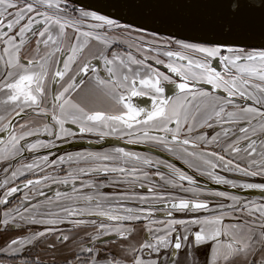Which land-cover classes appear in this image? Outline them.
<instances>
[{"label":"snow or ice","instance_id":"snow-or-ice-1","mask_svg":"<svg viewBox=\"0 0 264 264\" xmlns=\"http://www.w3.org/2000/svg\"><path fill=\"white\" fill-rule=\"evenodd\" d=\"M210 3V13L177 21L203 33L202 42L189 43L156 33L144 39L142 27L73 0H0V163L6 165L0 204L23 192L3 211L0 228L29 232L0 247V264H264V200L206 191L174 163L120 146L20 163L26 153H52L77 136L97 137L88 142L98 144L113 138L165 152L215 184L264 193V182L220 174L264 181V0H241L229 14L225 0ZM33 42L29 55L25 48ZM165 85L175 86L173 96L166 97ZM134 98H148L150 110ZM201 129L218 130L209 137ZM62 165L69 166L65 175L45 167ZM154 167L161 187L189 195L159 191L150 179ZM37 169L42 177L10 186L39 175ZM53 184L70 191L49 198L44 188ZM120 185L127 191H101ZM37 197L45 199L33 202ZM157 212L165 219L154 218ZM141 221L146 231L138 241ZM37 225L42 229L32 231Z\"/></svg>","mask_w":264,"mask_h":264},{"label":"water","instance_id":"water-1","mask_svg":"<svg viewBox=\"0 0 264 264\" xmlns=\"http://www.w3.org/2000/svg\"><path fill=\"white\" fill-rule=\"evenodd\" d=\"M73 2L79 6L85 7L87 10H97L100 14L109 15L111 18L119 19L121 23H131L133 26H140L143 30L151 33L171 36L177 39H185L196 43L202 42L203 33L195 28L186 27L177 23V21L213 11V6L210 3V0H73ZM248 2L259 4L260 0H248ZM240 3L241 0H225V8L223 11L225 14H229L230 5H239ZM157 67L162 71H167L163 65H158ZM202 87L210 89V86L208 85H203ZM165 90L166 97L174 95L177 91L174 85H165ZM145 100L149 99L145 98ZM0 138H3L2 134H0ZM111 146H120L125 149L149 152V150L143 145H129L125 144L122 140H116L113 138H106L103 143L99 144L95 142L89 143L88 140L68 142L60 146L59 149L56 148L53 151L70 150L79 147L100 149ZM150 152L158 153L157 155L168 158L176 165L186 169L181 163L172 159L162 151L151 150ZM197 178L206 186L212 188H228V190H232L246 197L264 198V193H261L258 190L231 189L225 185L215 184L201 177Z\"/></svg>","mask_w":264,"mask_h":264},{"label":"rangeland","instance_id":"rangeland-1","mask_svg":"<svg viewBox=\"0 0 264 264\" xmlns=\"http://www.w3.org/2000/svg\"><path fill=\"white\" fill-rule=\"evenodd\" d=\"M87 10V9H86ZM144 33H147L148 35H144V37H146L147 39H151L152 37H151V32H148V31H145L144 30ZM137 35H141V34H137V33H133V37H135V36H137ZM157 36H159L160 37V39H167L169 36H163V35H158V34H156ZM172 39L173 40H177V38H173L172 37ZM187 41V40H186ZM187 42H189V43H196V42H191V41H187ZM114 47H117V45H114ZM118 47L120 48V50L121 51H127L128 49H127V47H126V45H118ZM173 47H175V45H173ZM26 53V52H25ZM159 68V67H158ZM159 70H161L160 68H159ZM165 73L167 74V71H165ZM102 75H104V73L102 72L101 73ZM206 90H207V88H205ZM165 93H166V90H165ZM171 96H173V95H171ZM170 96V97H171ZM136 99L137 98H134V102L135 103H137L138 104V102L136 101ZM250 103V102H249ZM140 107H143V108H145V109H148V110H150V108H151V102L149 101V100H146L145 101V104H142V106H140ZM69 127H72L74 130H75V126H72V125H69ZM216 130H218V129H201L200 131L203 133V132H206L208 135H209V137H211V135H213L214 134V132L216 131ZM45 139H46V137H45ZM89 139H91L92 141H95V140H97L98 138L97 137H88V136H85V137H83V138H80L79 136H77V138H76V140L75 141H80V140H89ZM59 143V142H58ZM63 145V144H62ZM61 145V146H62ZM60 147V146H59ZM59 147H57L58 149H59ZM111 147H115V146H111ZM111 147H105V148H111ZM102 150H104V148H100V149H96V148H88V147H79V148H75V149H70V150H61V151H52V153H49V152H47V150H40V152L39 153H26L25 154V156L27 157V159H24V160H22V161H20V163H29V162H31V160L36 156V155H49V157H50V160H55L56 158H57V156L58 155H64V154H66V153H68V152H76V151H102ZM217 151H219L218 149H216ZM130 151V150H129ZM134 152H139V153H146V152H143V151H138V150H134ZM149 154H151L154 158H156V157H158V158H160V159H162V160H167V161H169L170 163H173L171 160H169L168 158H165V157H163V156H160V155H157L158 153H155V152H148ZM165 153V152H164ZM165 154H167V153H165ZM167 155H169V154H167ZM169 157H171L170 155H169ZM172 158V157H171ZM173 159V158H172ZM176 161H178V160H176ZM179 163H181L180 161H178ZM16 163V161H12L11 162V164H15ZM175 164V163H174ZM176 165V164H175ZM181 165H183L182 163H181ZM5 164L4 163H0V170H1V174H0V177H3L4 175H5V173H4V168H5ZM81 167H87L88 165L87 164H85V163H81V165H80ZM177 167H179V168H181V169H183L185 172H187L189 175H192V176H194V178H196L197 180H198V182H199V184H200V182L202 183V184H204L201 180H199L197 177H200L197 173H195V172H193L192 170H190V169H188L185 165H183V167H185L186 169H184V168H182V167H180V166H178V165H176ZM46 167V169H53L52 167H47V166H45ZM69 166L68 165H62V166H57L56 167V169H67ZM72 167H76V165H72ZM39 174L40 173H42V172H40L39 171V169H37L36 170ZM160 171L161 172H167V170L166 169H164L162 166L160 167ZM217 171L219 172V169H217ZM149 172H150V179H152V181L157 185V189L159 190V191H162V192H167V193H178V194H180V195H189V194H184V193H179V190L178 189H172V188H170V187H167V186H163V187H161L162 185H163V182L162 181H160V179H159V177L158 176H155V175H152L154 172H155V167L154 168H152V169H149ZM29 175H31L32 173H28ZM220 174L221 175H224V176H226L227 178H229V179H237V180H240V181H242V182H264V181H262L261 180V178H259V177H256V178H246V177H238V176H235V175H233V174H230V173H224V172H220ZM82 179H84V180H89V179H93L94 177H89V176H83V177H81ZM201 178H203V177H201ZM5 179V178H4ZM101 179H103V177H101ZM203 179H205V178H203ZM206 180V179H205ZM207 181H209V180H207ZM16 182H18V181H16ZM98 182V181H97ZM211 182V181H210ZM3 183V181L1 180V182H0V184H2ZM184 184H185V186H187V181H185L184 182ZM77 186L79 187V181L77 182ZM226 186V185H225ZM200 187L201 188H203V189H205L206 191L207 190H211V191H226V192H229V193H231V194H233V195H239V196H242V197H245V198H250V199H254V200H264V198H259V197H246V196H243V195H240V194H238V193H236V192H234V191H232V190H228V188L227 189H221V188H212V187H210V186H206V185H200ZM226 187H228V186H226ZM113 188H115V189H113ZM2 189L3 188H0V191H2ZM85 189H83V191H84ZM122 190H124V191H127V189H123L122 188V186H113V187H111L109 190H101L102 192H104V193H107V194H121V191ZM48 190H46V192H47ZM136 191L139 193V194H142V195H148V193H147V190L146 189H142V188H139V187H137V189H136ZM15 196H16V194H15ZM202 199H210V200H214V201H217V200H222L223 202L222 203H230V201H225V200H223L222 198H218V197H207V196H204V197H201ZM215 204H212V206H214ZM129 206H135V205H131V204H129ZM182 214V213H181ZM195 213H193V215H194ZM202 215L203 213H199V214H195V215ZM186 215H188V214H186ZM229 221L228 220H226V223H228ZM12 231V230H11ZM21 233V232H20ZM25 233V232H24ZM42 251V250H41Z\"/></svg>","mask_w":264,"mask_h":264},{"label":"flooded vegetation","instance_id":"flooded-vegetation-1","mask_svg":"<svg viewBox=\"0 0 264 264\" xmlns=\"http://www.w3.org/2000/svg\"><path fill=\"white\" fill-rule=\"evenodd\" d=\"M161 59H164V58L161 57ZM149 63L150 64H153L154 67H157L158 66V65H155L154 61H152V60H150ZM98 67H100V65ZM160 71H162V70H160ZM136 101L138 102V106L140 107V106H142V104H145V101L146 100H145V98H137ZM126 150H130V149H126ZM130 151H134V150H130ZM66 170L67 169H63V171L61 169H55V170L54 169H46L47 173L52 174V175H56V174L65 175L66 174ZM0 174H1V170H0ZM43 175H44L43 172L40 173L39 175H33V174L29 175L28 174L27 176L21 177L19 180H16L18 182L15 181L14 184L13 185H10V186H15V185H18V184H22L23 181L26 180V179H28V178L38 179V178L42 177ZM4 178H5V175L3 177H0V182H1V180L3 181ZM200 185H205V184H202L200 182ZM120 186H122L123 189H128V186L127 185H120ZM110 188L111 187H107V188H103L101 190H109ZM113 189H115V188H113ZM46 190H48V191L46 192ZM56 190H60V191H70V186L65 187V186H62V185H55V184H53L50 187H45L44 188V192L47 193V197H49V198L55 195V191ZM91 191H92V189H85L84 190V192H91ZM3 192H4V188L2 189V191H0V199L3 198ZM22 195H23V192L22 191H19V192L16 193V196L14 194L12 197L9 198V201H10L9 205L6 206V205H3V204H0V216H2V213H3V211L6 208L12 207L16 203H18V201H19L20 197H22ZM44 199H45V197H37V198H35L33 200V202H37L38 200H44ZM220 202H223V201L220 200ZM129 204L133 205L131 202H129ZM214 206H212V204H210V207H214ZM51 207H52V210H56V208L58 207V205H52ZM43 210L44 209H42V211ZM206 214L207 213H203V215H206ZM193 216H195V214L194 215L193 214L186 215L185 213H182V214L181 213H175L174 214V217L175 218H191ZM154 218H159V219L162 220V219H165V216H164V213L163 212H157L155 214V217ZM144 223H145L144 221H141V222H138L137 225H136V227H137V235L135 236V239L138 240V241L139 240H142L143 237H144V234H145V231H146L144 229V227H143V224ZM62 227L67 228L68 225H62ZM154 227H159V225H155ZM41 229H42V226H38V225L37 226H31V230L32 231L41 230ZM28 234H29V232H28L27 228H21L20 230H16V231H13V230L12 231L11 230L5 231L2 228H0V247L5 246L6 243L7 242H10V240L12 238H20L21 236L28 235ZM112 247L114 249L115 248V245H112ZM33 251H36V249H33ZM39 255L42 258H45V259L49 258V256H50V254L47 252V250L40 251L39 252ZM57 257H58V259H63V255L60 252L57 253ZM0 259H3V257H0Z\"/></svg>","mask_w":264,"mask_h":264},{"label":"crops","instance_id":"crops-1","mask_svg":"<svg viewBox=\"0 0 264 264\" xmlns=\"http://www.w3.org/2000/svg\"><path fill=\"white\" fill-rule=\"evenodd\" d=\"M144 39H147L146 37H143ZM95 47H96V42H93V50H95ZM35 48V44H34V42L32 43V44H30V45H28L26 48H25V52L27 53V54H29V55H31L32 54V49H34ZM133 54H135V55H137V58H142V57H140L138 54H136L135 52L133 53ZM164 58V60L165 61H167V58L166 57H163ZM95 63H97V65H100L99 64V62H95ZM75 67V66H74ZM104 149H106V148H104ZM201 215V214H200ZM203 215V214H202ZM225 223H226V221H225ZM190 239H191V237H190Z\"/></svg>","mask_w":264,"mask_h":264},{"label":"bare ground","instance_id":"bare-ground-1","mask_svg":"<svg viewBox=\"0 0 264 264\" xmlns=\"http://www.w3.org/2000/svg\"><path fill=\"white\" fill-rule=\"evenodd\" d=\"M217 67H219V66L217 65Z\"/></svg>","mask_w":264,"mask_h":264}]
</instances>
